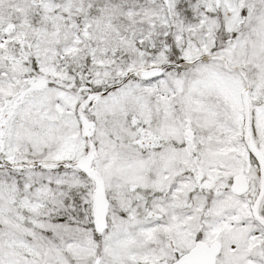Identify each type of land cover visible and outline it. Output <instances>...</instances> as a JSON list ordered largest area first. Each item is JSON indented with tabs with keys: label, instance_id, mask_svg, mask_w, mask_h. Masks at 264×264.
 I'll return each instance as SVG.
<instances>
[{
	"label": "snow or ice",
	"instance_id": "6c2138e0",
	"mask_svg": "<svg viewBox=\"0 0 264 264\" xmlns=\"http://www.w3.org/2000/svg\"><path fill=\"white\" fill-rule=\"evenodd\" d=\"M0 264H264V0H0Z\"/></svg>",
	"mask_w": 264,
	"mask_h": 264
}]
</instances>
